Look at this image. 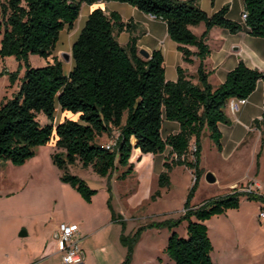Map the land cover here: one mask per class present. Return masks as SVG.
<instances>
[{
  "label": "trees",
  "instance_id": "obj_1",
  "mask_svg": "<svg viewBox=\"0 0 264 264\" xmlns=\"http://www.w3.org/2000/svg\"><path fill=\"white\" fill-rule=\"evenodd\" d=\"M106 2L128 4L163 21L168 37L179 45L184 61L190 62L192 55L199 59L198 83L194 84L180 68L177 80L167 81L162 53L154 51L144 59L138 53V39L132 34L122 46L118 36L123 31L130 32L131 23L122 22L117 12L106 14L100 7L89 13L72 44V68L64 74L62 62L53 55L61 32L73 28L83 4L93 6ZM244 12L249 35L264 39V0H244ZM227 14L228 6H224L207 15L197 0H7L0 3V59L14 57L25 69L18 90L0 105V163L23 166L35 157L38 147L54 142L62 150L51 156L52 164L64 171L60 182L91 203L96 191L82 178L68 174L69 166L80 162L83 168L90 167L105 178L120 165L127 167L119 177L125 179L133 172L130 163L133 150L140 153L139 162L142 155L162 154L170 148L175 158L164 163L159 186H168L169 172L176 166L190 169L194 182L183 216L165 224L172 229L186 221L187 238L172 233L165 252L175 264H213V246L205 222L228 210H237L242 196L264 204L263 194L242 193L235 188L205 200L197 208L189 206L202 174L199 162L204 133H208L217 151H221L219 124L227 122L224 113L227 101L234 97L248 98L264 79V72L239 62L217 88L209 84L203 67L210 53L206 45L209 31L217 27L237 34L242 30ZM200 24L205 30L198 37L189 27ZM185 46H194L197 52L193 54ZM30 55L44 58L48 64L32 68L28 63ZM16 80V73L9 74L11 85ZM56 104L62 112L78 115V121L64 119L54 124ZM41 114L49 124H40ZM164 121L177 123L179 131L163 138ZM262 124L264 117L261 122L254 121L257 128ZM114 129L118 136L110 149L96 142L98 137L110 135ZM191 142L196 152L194 160L188 161ZM111 219L118 221L119 217L112 213ZM131 254L130 248L127 262Z\"/></svg>",
  "mask_w": 264,
  "mask_h": 264
},
{
  "label": "rangeland",
  "instance_id": "obj_2",
  "mask_svg": "<svg viewBox=\"0 0 264 264\" xmlns=\"http://www.w3.org/2000/svg\"><path fill=\"white\" fill-rule=\"evenodd\" d=\"M6 1L0 0V3ZM95 7L102 8L106 14L109 10H117L124 15L130 13L131 9L138 11L119 2L98 3L93 6L83 4L73 28H65L61 32L53 52L62 62L64 74H68L71 69L72 60L66 61L62 55L71 54L72 44ZM1 37L0 35V39ZM118 42L123 43L121 38H118ZM28 63L32 68L48 64L47 60L37 55H30ZM24 70L23 63L14 57L0 59V105L18 90ZM11 73L17 74L13 85L9 82ZM125 118L126 115L123 121ZM64 119L78 121V115L62 112L56 104L54 124ZM39 122L42 126L50 123L42 114L39 115ZM161 132L165 134L164 129ZM117 136L118 131L114 129L110 135L98 137L96 142L112 146ZM253 141L254 137L250 136L242 149L249 146L251 148ZM201 144L203 167L208 171L201 170L193 197L189 200L192 208H197L205 200L224 195L232 177H237L240 172L244 175L252 166L251 155L249 157L245 150L242 152L241 164L237 162L234 167L219 165L215 157L217 149L209 137L203 136ZM60 151L62 150L57 149L52 142L51 145L37 148L33 160L23 166H14L10 162L0 163L2 246H9L15 252L19 248L21 253L28 255L36 251L45 233L55 224L79 221L89 234V240L84 246L88 255L87 264H175L166 254L165 248L172 233L187 238V222L181 221L172 229L165 224L183 216L194 175L185 166H176L170 171L168 186H159V176L165 171L164 163L175 158L170 154V148L162 154L153 155V159L151 156L146 157L134 166L133 172L125 179L119 177L127 167L120 165L105 178L97 175L90 167L83 168L80 162L69 166L66 169L68 174L79 176L90 189L96 191L92 203L85 202L68 184L60 182L59 177L64 171L52 164L50 156V153ZM250 152L252 154V149ZM186 158L193 161L189 155ZM207 173L215 178V182L206 181ZM260 178L263 182L264 179ZM245 179L243 177L242 181ZM255 182L259 185L257 192L264 194L261 182L254 177L247 179L236 189L242 192L244 187L254 185ZM239 203V209L228 210L226 214L214 216L205 222L213 246V264H264V219L258 217L264 204L248 200L245 196L240 197ZM112 213L116 218L119 217L118 221H111ZM22 229L29 232V235L21 240L20 243L23 244L17 246L12 242V236ZM130 248L132 254L127 262Z\"/></svg>",
  "mask_w": 264,
  "mask_h": 264
},
{
  "label": "crops",
  "instance_id": "obj_3",
  "mask_svg": "<svg viewBox=\"0 0 264 264\" xmlns=\"http://www.w3.org/2000/svg\"><path fill=\"white\" fill-rule=\"evenodd\" d=\"M197 1L199 7L207 15H212L222 7L228 6L227 17L242 26L241 32L237 34H230L227 30L217 27L209 31L206 45L210 53L203 61V67L208 75L209 84L213 88H217L225 81L228 72L233 70L239 62H243L249 69L264 72V39L249 35L248 28L241 19V14L244 11V0H213L212 3L211 0ZM103 4H107V2ZM111 11L117 12L121 16L122 22L131 23L130 32L123 31L118 36V38H121L123 41V43H121L122 46L126 45L130 34H132L138 39V50H145L149 55L154 51H160L162 53L167 81H176L178 77L177 69L180 68L188 79L194 84L198 83L196 73L199 59L195 55H192L190 57V62L184 61L182 53L178 50L179 45L168 37L166 24L163 21L151 19L149 15L143 14L140 11H134V9L129 10L130 13L126 15L117 10H109L108 12ZM189 29L195 36L199 37L204 32L205 26L200 24L194 27L190 26ZM185 47L193 54L197 52L194 46ZM224 113L227 122L219 124L222 148L221 151H216L215 153L217 163L219 165H228L232 167H234L237 162L241 164L243 150L247 151L249 157L251 155L252 160V166L249 169L251 174H249V171L245 172L244 175L240 172L237 177H232L228 183V189L225 190V194H227L237 186L244 184L247 179L254 177L259 182H261L260 177L264 179V124H262L260 128L254 125L255 120L261 122L264 117V79L257 83L255 91L247 98V103L240 108L239 112L233 115L226 108ZM166 122L167 121H164L162 124V129L165 130V134L161 132L163 138H166L170 134H176L179 131L178 124ZM204 136L207 137L208 133L205 132ZM250 136L254 137L253 143L250 144L253 145L251 148L249 146L247 149H242ZM193 144L194 143L191 142V145ZM251 149L253 151L252 154L250 152ZM53 153L54 152L50 153V156H52ZM139 156L140 153L137 150H133L130 158V163L133 167L141 163L148 156H151L152 159L154 158L151 154L142 155L140 161L136 162ZM160 164L162 165L163 162ZM240 167H242V165H240ZM174 168L175 167H173L172 170ZM199 168L203 171H208L203 167L202 144ZM243 177H246V179L242 181ZM261 185L264 188V181L261 182ZM93 200L94 197H92L91 203ZM240 206L241 204L239 203V208ZM60 223H73L78 225L79 231L77 238L81 240V246L85 254L83 264H87L88 255L84 246L89 240V234L83 223L79 221H62L55 224L45 233L36 251L28 255H26V253H21L19 248H17L18 252H15L11 251L9 246L5 247L0 244V264H62L61 256L58 253V244L55 239L56 230ZM24 232L25 235L21 236L20 233ZM28 235L29 232L27 233L22 229L12 236V242L17 246L18 244H23L20 243L21 240Z\"/></svg>",
  "mask_w": 264,
  "mask_h": 264
},
{
  "label": "built area",
  "instance_id": "obj_4",
  "mask_svg": "<svg viewBox=\"0 0 264 264\" xmlns=\"http://www.w3.org/2000/svg\"><path fill=\"white\" fill-rule=\"evenodd\" d=\"M151 19H156L154 16H149ZM247 18L246 12H242L241 19L245 22ZM247 103V98H230L227 101L226 108L231 114L239 112L240 108ZM115 144V142H114ZM113 144V145H114ZM112 145V146H113ZM112 146H104L106 149H110ZM196 152L195 145H191L188 155L194 160V154ZM259 185L255 182L254 185L244 187L242 193L257 192ZM240 192V191H239ZM258 217L264 219V206L260 208ZM79 227L73 223H60L57 227L55 239L58 244V253L61 256L62 264H83L85 260V254L81 246V240L77 238Z\"/></svg>",
  "mask_w": 264,
  "mask_h": 264
},
{
  "label": "water",
  "instance_id": "obj_5",
  "mask_svg": "<svg viewBox=\"0 0 264 264\" xmlns=\"http://www.w3.org/2000/svg\"><path fill=\"white\" fill-rule=\"evenodd\" d=\"M138 53H139V55L142 56L144 59H148V58L150 57L149 53H147L145 50H142V49H141V50L138 51ZM62 57H63L66 61H69L70 58H71V55L64 53V54L62 55ZM206 181H207L208 183H213V182H215V178H214L210 173H207V174H206ZM20 235H21V236H24V235H25V232H24V233H20Z\"/></svg>",
  "mask_w": 264,
  "mask_h": 264
}]
</instances>
